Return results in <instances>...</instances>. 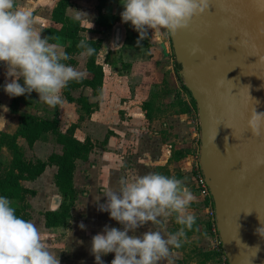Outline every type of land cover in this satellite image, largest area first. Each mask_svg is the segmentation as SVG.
<instances>
[{
	"label": "rangeland",
	"instance_id": "rangeland-1",
	"mask_svg": "<svg viewBox=\"0 0 264 264\" xmlns=\"http://www.w3.org/2000/svg\"><path fill=\"white\" fill-rule=\"evenodd\" d=\"M24 65L22 60H11L5 66L10 78L0 73V176L12 170L14 155L9 143L24 113L51 117L57 112L61 130L73 129L80 140L90 137L93 149L87 161L77 162L78 199L66 227L46 229L43 225L42 213L58 206L61 199L53 181L56 167H46L34 181H23L36 191L29 197L31 222L26 231L3 235L23 247L19 264H221L220 252L210 256L200 251L193 226L180 219L178 205L167 203L172 186L188 181L181 173L183 162L176 160L178 139L172 127L168 128L167 112L171 110L166 104L172 91L167 82L150 90L146 101H151V122L138 118L137 113L129 116L128 111H138V104L130 102V110L121 109L129 96L115 91L104 99L97 120L88 124V119H79L76 102L65 104L57 80L48 76L40 80L39 72L24 74ZM172 76L170 83L180 86L182 78L175 71ZM15 140L27 161L46 160L51 153L61 152L49 133L32 147L21 137ZM12 200L18 208L20 202ZM173 208L178 209L177 215ZM182 217L194 216L183 212Z\"/></svg>",
	"mask_w": 264,
	"mask_h": 264
},
{
	"label": "water",
	"instance_id": "water-1",
	"mask_svg": "<svg viewBox=\"0 0 264 264\" xmlns=\"http://www.w3.org/2000/svg\"><path fill=\"white\" fill-rule=\"evenodd\" d=\"M228 264H264V0H162Z\"/></svg>",
	"mask_w": 264,
	"mask_h": 264
},
{
	"label": "crops",
	"instance_id": "crops-1",
	"mask_svg": "<svg viewBox=\"0 0 264 264\" xmlns=\"http://www.w3.org/2000/svg\"><path fill=\"white\" fill-rule=\"evenodd\" d=\"M58 1L0 0V73L6 72L9 79L10 72L6 69L9 62L11 60H22L25 64L23 66L24 74L29 71L39 72L38 77L40 80L45 76L53 77L54 81L59 82L57 86L63 94L64 82L68 77L86 76V56L85 53L75 55L73 57L75 63L60 65L55 72H51L50 67L47 65L53 60L54 63L57 62L64 55L65 46L63 42L48 43L42 40L41 35L42 29L57 27L52 21L51 13ZM69 1L71 2V8L68 9V14L80 19V25L83 29L80 32L82 37L102 40L99 55V62L104 72L102 93L94 97L91 89L87 88L85 90V93L90 97V101H98V107L85 119H88V124L93 120L95 121V119L97 120L98 114L103 111L104 99L106 100L107 96H111L115 91L116 93L121 91L129 96V100L125 102L121 109L128 107L126 109L130 110L129 107L131 108L130 105L132 104L130 102H135L138 104V111H128L127 114L130 116L137 113L138 118H144L146 121L151 122L154 119L151 115V101L146 100L151 96L150 90L155 84H160L164 80L167 82L172 91L167 97L166 104V108L171 110V112H167L169 118L168 128L172 127V132L178 139L177 144L179 145L174 143V148H177L175 153H179L176 160L183 162L181 173L184 174V178H188L187 182L184 181L181 184L178 183L176 186H172V197L176 199V205L181 210L180 219L186 220L193 226L200 251L208 252L207 254L210 256L215 254L212 252L218 250L220 241L211 231L210 224L206 222L205 209L202 207L193 187L192 171L197 164L196 158L200 145L198 112L191 102V95L181 87V84L184 83L180 81L181 76L176 66L177 62L171 41L164 32L161 36L162 34L159 31V7L156 1L105 0L101 13L115 16L117 21L104 33L96 32V19L99 14L97 0ZM40 49L42 52H40ZM55 49L58 50L56 54L52 51H56ZM36 50H39L43 58L36 57ZM7 57H10V60ZM44 65L47 66L44 67ZM40 67L43 68L38 71ZM174 71L180 79V86L178 87L172 85L168 79L173 77ZM75 92H77V95L74 96ZM79 92L80 90H74L72 95L77 97ZM64 102L67 105L73 103L69 102L66 97ZM127 103H130L129 106H127ZM147 114H150V117H147ZM167 119L164 120L167 121ZM161 169L163 168L160 167ZM182 179L183 177H180L178 181ZM14 202L10 198L1 197L0 216L9 217L16 208L13 206ZM183 212L191 213L194 217L183 218ZM17 230L20 229L0 227V264H3L4 246L16 244L10 242L11 240L3 237V235L13 234V231ZM26 230L28 228L24 229V231ZM23 254L22 247V255L18 258L17 264L20 263Z\"/></svg>",
	"mask_w": 264,
	"mask_h": 264
},
{
	"label": "trees",
	"instance_id": "trees-1",
	"mask_svg": "<svg viewBox=\"0 0 264 264\" xmlns=\"http://www.w3.org/2000/svg\"><path fill=\"white\" fill-rule=\"evenodd\" d=\"M99 14L96 19V32L104 33L117 21V17L101 13L105 0H97ZM69 0H59L51 13L52 21L56 26L42 29V40L48 43L63 42L65 49L63 58L55 63H48L51 72L58 70L60 65L73 64L75 55L85 53L86 76L78 78L68 77L64 82L63 94L69 102H76L80 108V120L89 117L98 107V101H90L85 93L87 88L91 89L92 96L96 97L102 93L104 72L99 55L102 48L101 39H85L80 32L83 30L80 19L68 14L71 7ZM36 57L43 58L36 50ZM47 65H44L47 66ZM177 69L180 65L177 63ZM181 87L187 91L184 84ZM80 90L79 95L74 97L72 91ZM15 92V90H14ZM190 94V93H189ZM191 95V94H190ZM191 102L196 108L195 101L191 96ZM150 117V114H147ZM200 132V130H199ZM52 134L56 142L61 146V152L51 153L46 160L37 159L27 161L23 158L22 151L16 143L15 137H21L29 147H32L44 134ZM1 134V132H0ZM13 151L12 170L4 176H0V197L17 199L20 206L14 209L9 217L0 216V227L26 229L31 220V203L29 197L36 195L34 189L23 185V181H34L42 175L48 166H55L56 172L53 176L54 185L58 189L61 199L56 209L45 210L42 215L44 227L58 228L68 226L73 217V210L78 199V191L75 187V171L78 161H87L93 149V141L90 137L80 140L75 137L73 129L63 132L57 112L51 117H44L32 113L21 115L19 126L14 135V141L9 143ZM174 197L167 203L176 205ZM174 215L177 210L173 208ZM22 255V247L18 244H8L3 249V264H17Z\"/></svg>",
	"mask_w": 264,
	"mask_h": 264
},
{
	"label": "built area",
	"instance_id": "built-area-1",
	"mask_svg": "<svg viewBox=\"0 0 264 264\" xmlns=\"http://www.w3.org/2000/svg\"><path fill=\"white\" fill-rule=\"evenodd\" d=\"M155 1H156L157 6L159 7V10H158L159 31L162 34L161 36H163V32H164L165 35L170 39L168 24H167L165 13H164L163 1L162 0H155ZM192 176H193L194 190L196 191V194L198 195V198L202 204V207L205 209V212H204L205 220L206 222L210 224L211 231L218 237V232L216 228L215 211L213 208V201H212V197H211L208 185L199 167L198 155H197V164L192 171ZM219 246L220 247L217 250L221 254L219 260L221 264H228L225 253L221 247L220 242H219Z\"/></svg>",
	"mask_w": 264,
	"mask_h": 264
}]
</instances>
